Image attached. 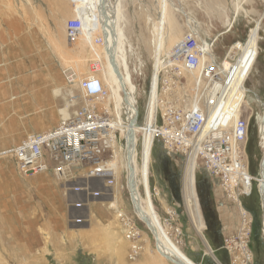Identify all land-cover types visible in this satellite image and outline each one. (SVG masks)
<instances>
[{"label": "rangeland", "instance_id": "1", "mask_svg": "<svg viewBox=\"0 0 264 264\" xmlns=\"http://www.w3.org/2000/svg\"><path fill=\"white\" fill-rule=\"evenodd\" d=\"M110 1L118 5L124 54L133 83L140 85L137 89L139 117L143 115L150 72L153 75L154 69L158 74L166 64L168 53L188 27L192 26L205 46L210 44L216 57L222 60L232 45L243 43L259 24L256 61L246 75L247 81L242 83L248 92L242 107V117L248 119L244 152L248 170L257 182L255 185L259 184L258 163L264 155L260 131L264 115V0H171L174 10L166 0ZM237 2L242 9L229 32L221 34L228 27ZM95 10V0H0V152L17 145L25 135L57 128L61 120L58 111L67 105V114L74 109L69 106V92L77 98V105L87 102L75 84L66 83L64 73L71 68L78 79L90 74L93 59L85 40L94 36L93 31L98 27ZM75 12L83 17L86 30L82 38L72 42L67 38L65 26ZM133 71L140 72V77L134 79ZM101 79L104 83L107 81L103 72ZM171 81L174 83L173 78ZM32 82L40 83L45 90L42 95H37L36 90L30 92L37 99L45 98L34 111L45 110L44 114L19 112L23 105L21 99L28 98L25 92ZM175 82L176 87L168 91L166 98L181 109L192 92L193 77L184 73ZM155 85L151 83L146 97L147 105L150 97L153 103V113L146 120H153L157 108ZM54 90H58L57 95L53 94ZM108 90L113 97L110 85ZM32 99L30 96L27 102ZM117 158L113 161L119 166L116 174L123 169L120 156ZM192 159L193 154L167 150L155 141L149 185L155 188L156 197H149L148 193L146 197L141 196L142 205L154 212L167 246L189 264H231L224 249L215 255L204 235L207 231L214 234L219 225L221 234L220 215L236 231L240 224L237 205L217 186L215 179L202 171L197 160L195 196L205 229L196 231L183 191L185 170ZM145 162L143 157V172ZM123 176L119 185L108 192L102 187L109 175L89 180V191L100 190L98 198H90L88 193L65 196V188L49 172L19 175L12 160L0 158V264H172L156 253L152 230L140 219V209H134L136 204L129 199L126 189L121 188ZM78 198L82 200V209L73 210L72 200ZM114 200L117 207L109 208ZM240 201L252 217L248 240L252 248L256 241L264 242L256 187L253 186L251 197H240ZM83 211H86L85 217L80 216ZM119 213L127 216L140 233L141 252L134 261L127 258L129 243L117 218ZM76 218L81 222L76 224ZM221 238L223 245L224 237L221 235Z\"/></svg>", "mask_w": 264, "mask_h": 264}, {"label": "built area", "instance_id": "2", "mask_svg": "<svg viewBox=\"0 0 264 264\" xmlns=\"http://www.w3.org/2000/svg\"><path fill=\"white\" fill-rule=\"evenodd\" d=\"M190 28L192 27H188L182 39L168 53L166 64L156 75L155 91L158 92V102L153 120H146V97L153 78L151 72L146 85L142 117H139L137 103V89L140 85L133 83V80V91L129 86L127 95L118 91L121 98L119 117L110 112L111 104L107 101L109 90L101 79L105 40L104 35H100L102 31L96 27L94 36L85 40L93 59L90 74L78 79L71 68L64 73L66 83L75 84L87 102L77 105V98L70 93L68 102L74 109L66 118L61 116L57 128L40 134L25 135L17 145L2 150L0 158L12 160L19 175L49 172L65 188V196L88 193L90 198H98L100 190L89 191V180L98 179L102 174L109 175L102 187L108 192L119 185L123 174L124 186L121 185V188L126 189L131 199L132 178L129 180L127 175L129 165L121 157L123 151L122 154H125L131 138L132 145L134 144L132 155L138 182L137 193L140 194L141 188L142 197H146L147 193L149 197H156L155 188L149 185L155 141L161 142L167 150L194 153L195 168L200 165L205 174L215 179L217 186L233 200L240 211L239 228L234 235L224 238L222 249L231 258V264H252V254L248 248L252 217L241 206L240 197H250L255 186L262 213L264 194L260 191L259 184L255 185L257 182L248 171L244 152L248 137V119L242 117V107L248 92H243L241 101L238 100L239 91L244 84L237 85L233 76L234 70L230 69V66L236 64L240 53L231 46L224 58L219 60L211 47L204 49L203 39ZM65 30L67 38L72 42L82 38L86 30L83 17L75 12L67 20ZM184 73L193 77V88L187 102L178 109L173 100L168 102L166 97L168 91L176 87L175 80ZM132 74L134 79L141 75L136 71ZM234 85L236 90L231 96ZM116 120H120L119 126L116 125ZM131 123L140 131L133 133ZM149 132L153 136V142L143 172V138L144 133L148 135ZM115 151L120 156V165L124 169L118 174L108 169V163L115 159ZM130 155L128 153L129 157ZM197 160L199 165H196ZM261 166L259 162V170ZM65 185H69V188ZM71 208L81 210L82 202L73 201ZM117 218L123 226L124 238L129 243L127 258L134 261L141 252L139 230L124 214H117ZM80 222L79 218L75 219L76 224Z\"/></svg>", "mask_w": 264, "mask_h": 264}, {"label": "bare ground", "instance_id": "3", "mask_svg": "<svg viewBox=\"0 0 264 264\" xmlns=\"http://www.w3.org/2000/svg\"><path fill=\"white\" fill-rule=\"evenodd\" d=\"M166 2L169 4V6L173 10L175 9V7L172 4L173 2H171V0H166ZM95 9H96L95 11L97 14L96 16L97 24H98L97 26L102 31L100 35H104V40H105V47L102 49V55H103L102 56L103 57L102 66H103V73L107 81L104 83V85L107 87V89L110 85L112 88V94H113V97L109 95L107 101L112 106L113 111L112 109H110L111 113L114 115L116 114L115 116L119 117L118 109L120 108L121 98H120V95L118 94V91H121L127 95L126 93L127 86H129L130 90L133 91L131 72L129 70L127 57H126V54H124L125 51L123 50V44H122L123 34H122V29L119 25L121 17H120L118 5L112 4L110 0H95ZM241 9H242L241 5L238 4L237 2L235 5V11L233 12V17L230 19L229 25H227L228 27H226V29L221 34H225L229 32V29L231 28L239 10ZM186 20L191 21V23H193L192 20L187 16H186ZM258 25L259 24H256L254 29L251 30L249 36L246 38V40L243 43L236 44L234 46L232 45L233 46L232 49H237L240 55H239V58L236 64L234 66H230V69L233 68L234 70L233 76H235L236 78L237 85H240V86L243 82L245 83L247 81L246 75L251 71V68L253 67L256 61L257 40H258V30H259ZM193 32L195 34H198L194 30V28H193ZM214 42L215 41L213 39V43ZM205 45L206 44L203 45L204 49L208 50L210 47V44L207 46ZM153 73L154 74L152 78V83L154 84L156 83V80H157L156 75L158 74L154 69H153ZM150 90H151V87H150ZM235 90H236V86L234 85V88L230 92L231 96L234 95ZM244 91H245V88L242 87L238 94L239 101H241ZM70 93L71 92H69V94ZM53 94L57 95L58 90H54ZM129 97L130 99H132V96H129ZM157 102L158 101L155 102L156 107H157ZM67 106L64 109L58 111L59 115L62 116L63 118H66L67 115L69 114V113L67 114V110H66ZM114 111L116 113H114ZM146 111L148 113L147 118H149L150 114L153 113V103L151 101V97H150V103L147 105ZM119 123H120V120L118 121L116 120V125L119 126ZM130 127L132 128L133 133H135V131H140V129L135 128L136 126H134V124L132 125V123ZM260 131L263 135L262 145H263V152H264V115L262 117V120L260 121ZM144 134H145L144 136L145 139L143 140V152H144V160L146 161L144 163V168H145L147 166L148 151L151 148V141L153 139V136L150 132L148 133V135L146 133ZM132 140L133 138H131V141H129L126 152L125 154H123L122 161L124 162L126 160L127 164L129 165V167H127L128 168L127 175L129 176L128 177L129 180L132 178V185H130V190H131L130 195L132 197L131 201L134 202L138 206L137 208V206L135 205L134 209L136 211H139L140 209V213L142 214V215L139 214L140 219H142L146 223V225L150 228V231L152 230V235L157 245L155 247L156 253H158V255H160L161 257L166 258L172 264H189V262L186 261L182 256H180L179 253H177L176 251H174L173 249L167 246L168 241L162 236L159 226L157 225L154 212L151 209H148V208L145 209L142 205L144 198H142L140 194L137 193L138 182L136 181L137 178L135 177V168H134L135 160H134V156L132 155V153H134L133 151L134 144L132 145ZM128 153L131 154L132 156L130 155L129 157ZM191 154H193V159L190 160L185 170L184 179H183V191H184V196H185L187 207L189 208L192 224L196 228L197 232H201L203 229H205V225L202 221L201 216L199 215L197 198L195 196V160L196 159H195L194 153H191ZM115 159L118 160L116 152H115ZM117 168H119V166H117L116 162L108 163L109 170H113L116 173ZM262 170L264 171V163L262 164L259 170V174H260L259 175V188H261L262 191L264 192V178L261 176ZM247 189L248 188L246 187V190ZM263 192L262 194H264ZM110 204L112 205L111 207L109 206V208L117 207V203L115 200L111 202ZM237 211H238V214L240 215L238 206H237Z\"/></svg>", "mask_w": 264, "mask_h": 264}, {"label": "crops", "instance_id": "4", "mask_svg": "<svg viewBox=\"0 0 264 264\" xmlns=\"http://www.w3.org/2000/svg\"><path fill=\"white\" fill-rule=\"evenodd\" d=\"M41 84L40 83H35V82H32L31 86L27 89V91L25 93V95H28V98L30 96H32V100L27 102L28 98H25V97H22V106L19 108V112H24V113H31V114H44L43 112H45V110H42V111H39L38 113H35L34 111L36 110L35 109V106L38 107V104L39 101H44L45 98L42 97L43 99H40V97L35 98V95L34 93L31 94L34 90H36V94L39 95L42 93L45 92L44 88L40 87ZM31 92V93H30ZM31 94V95H30ZM46 113V112H45ZM79 195H83L82 193L81 194H77V195H74V196H77L79 197ZM86 197V196H85ZM77 200H80L82 202V200L80 198L76 199V200H72V201H77ZM80 216H86V211H83L82 213H80ZM220 218V221H221V235L222 237L226 238L227 236H230L232 234L235 233V228L234 227H230L229 226V223L228 221L226 220L225 216H219ZM263 239V238H262ZM264 240V239H263ZM249 245V244H248ZM249 248V246H248ZM222 250V249H221ZM220 249H218L217 251V255L220 254ZM251 254H252V264H264V242L263 241H256V243L253 245V247L249 248Z\"/></svg>", "mask_w": 264, "mask_h": 264}, {"label": "trees", "instance_id": "5", "mask_svg": "<svg viewBox=\"0 0 264 264\" xmlns=\"http://www.w3.org/2000/svg\"><path fill=\"white\" fill-rule=\"evenodd\" d=\"M152 141H153V139H152ZM251 160H253L252 157H250V163H251ZM257 174H258V169H257ZM252 194H253V192H252ZM252 194H251V196H252ZM257 209H258V211L260 213L259 204L257 205ZM248 211H250V210H248ZM204 237H205V240L208 243L209 247L212 249V251L215 253V255H217L218 249H220V250L222 249V245H221V239L222 238H221V234H220V225H219V228L217 229V231L214 234L211 233V231H207L205 233ZM220 259H221V256L219 257V260Z\"/></svg>", "mask_w": 264, "mask_h": 264}, {"label": "water", "instance_id": "6", "mask_svg": "<svg viewBox=\"0 0 264 264\" xmlns=\"http://www.w3.org/2000/svg\"><path fill=\"white\" fill-rule=\"evenodd\" d=\"M255 96H256V99H258V96H257V94H254ZM264 163V155L262 156V158H261V161H260V165H262ZM261 176L264 178V171L262 170L261 171ZM260 191H262V189L260 188ZM263 192V191H262ZM264 193V192H263ZM131 199H132V197H131ZM262 234H263V237H264V207H263V211H262ZM141 223H143V222H141ZM143 225H144V223H143ZM145 226V225H144ZM157 246V245H156Z\"/></svg>", "mask_w": 264, "mask_h": 264}]
</instances>
